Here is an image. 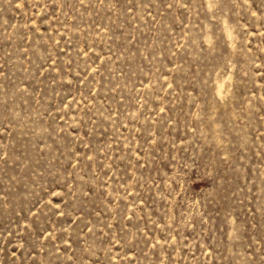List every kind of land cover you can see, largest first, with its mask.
<instances>
[{"label": "rangeland", "instance_id": "374dc122", "mask_svg": "<svg viewBox=\"0 0 264 264\" xmlns=\"http://www.w3.org/2000/svg\"><path fill=\"white\" fill-rule=\"evenodd\" d=\"M0 264H264V0H0Z\"/></svg>", "mask_w": 264, "mask_h": 264}, {"label": "bare ground", "instance_id": "6f19581e", "mask_svg": "<svg viewBox=\"0 0 264 264\" xmlns=\"http://www.w3.org/2000/svg\"><path fill=\"white\" fill-rule=\"evenodd\" d=\"M229 35V34H228Z\"/></svg>", "mask_w": 264, "mask_h": 264}]
</instances>
